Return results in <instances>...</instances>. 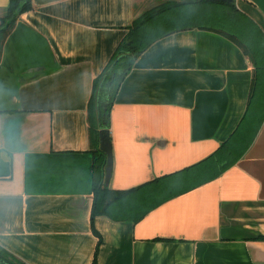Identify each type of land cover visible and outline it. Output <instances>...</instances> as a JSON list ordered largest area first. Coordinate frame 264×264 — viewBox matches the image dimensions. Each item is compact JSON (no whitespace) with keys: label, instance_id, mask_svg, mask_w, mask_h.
<instances>
[{"label":"crops","instance_id":"0c3cea01","mask_svg":"<svg viewBox=\"0 0 264 264\" xmlns=\"http://www.w3.org/2000/svg\"><path fill=\"white\" fill-rule=\"evenodd\" d=\"M166 1L180 0H33L5 41L0 247L23 263L93 264L94 81L134 20ZM10 2L0 0V18ZM235 6L245 31L264 35V0ZM212 28L158 40L121 84L110 189L161 179L184 194L137 224L98 216V264H264V124L235 166L195 179L243 119L254 74L250 57Z\"/></svg>","mask_w":264,"mask_h":264},{"label":"trees","instance_id":"16d2710c","mask_svg":"<svg viewBox=\"0 0 264 264\" xmlns=\"http://www.w3.org/2000/svg\"><path fill=\"white\" fill-rule=\"evenodd\" d=\"M33 9V0H11L5 15L0 18V62L5 41L17 21L23 14ZM238 14L235 0H180L161 3L134 20L110 63L94 81L88 120L91 153L94 160L92 228L99 238V243L93 264H98L99 250L103 244L102 236L95 228V219L98 216H107L113 220H130L137 224L151 211L184 194V190L176 183L169 186L160 185L161 179L128 191H114L105 186L107 157L100 149V130L110 129L111 110L121 84L136 61L155 42L173 33L195 27H213L214 31L235 42L254 64L247 110L237 129L216 153L199 164L204 169L200 175L197 174L196 178L194 176L188 179L182 177L180 182H186V180L189 182L198 177H204L207 180L218 178L235 166L255 142L264 124V35L258 34L257 37H251L245 31V26L240 24L241 16ZM194 168L196 167L187 169L183 173L192 171ZM260 240L264 241V237ZM0 264L25 263L0 247Z\"/></svg>","mask_w":264,"mask_h":264},{"label":"water","instance_id":"95a60500","mask_svg":"<svg viewBox=\"0 0 264 264\" xmlns=\"http://www.w3.org/2000/svg\"><path fill=\"white\" fill-rule=\"evenodd\" d=\"M214 1H228V0H214ZM232 1V0H231ZM100 149L107 157V165L105 169V186L110 187L113 177V146L109 130L103 128L100 130Z\"/></svg>","mask_w":264,"mask_h":264}]
</instances>
